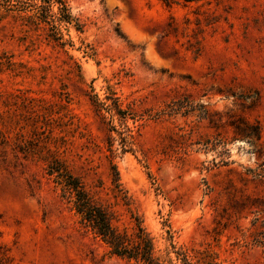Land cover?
Masks as SVG:
<instances>
[{"label":"rangeland","instance_id":"rangeland-1","mask_svg":"<svg viewBox=\"0 0 264 264\" xmlns=\"http://www.w3.org/2000/svg\"><path fill=\"white\" fill-rule=\"evenodd\" d=\"M68 2L81 32L63 29L65 49L0 21V93L53 113L40 145L119 230L140 223L162 257L172 243L264 264V0ZM110 97L126 128L97 107ZM43 168L0 164V264H134L80 227Z\"/></svg>","mask_w":264,"mask_h":264},{"label":"trees","instance_id":"trees-1","mask_svg":"<svg viewBox=\"0 0 264 264\" xmlns=\"http://www.w3.org/2000/svg\"><path fill=\"white\" fill-rule=\"evenodd\" d=\"M8 16L31 30H43L45 39L60 49L72 47L71 41L64 39V28L71 26L81 32L68 0H0V21ZM35 101L15 94L0 93V164L16 166L24 162H42L45 176L59 188L60 198L77 217L80 227L92 233L111 256L134 264H218L208 251L176 249L172 243L169 244L171 251L166 252L164 257L158 255L153 238L138 222L131 232L115 227L111 211L99 204L83 182L70 173L64 162L56 156V151L47 144L40 145V124L46 123L53 113ZM107 101L111 103L97 102V107L111 118L117 117L121 126L126 128L124 123L130 118L129 113L119 109L115 99L110 97ZM242 132L245 134L246 131ZM116 133L121 135V132ZM127 146V143H123L122 148ZM112 168L115 171V167ZM113 184L114 188H119L117 179ZM261 240L257 242L262 244L264 236H261ZM170 254H174V260L169 257Z\"/></svg>","mask_w":264,"mask_h":264}]
</instances>
